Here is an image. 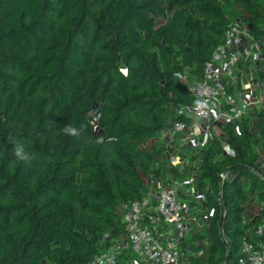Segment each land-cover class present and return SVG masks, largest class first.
<instances>
[{
  "label": "trees",
  "instance_id": "1",
  "mask_svg": "<svg viewBox=\"0 0 264 264\" xmlns=\"http://www.w3.org/2000/svg\"><path fill=\"white\" fill-rule=\"evenodd\" d=\"M233 21L264 50V0H0V264H88L123 233L126 203L173 180L198 219L185 264L264 249L263 109L212 123L205 145L162 136L190 124L177 110Z\"/></svg>",
  "mask_w": 264,
  "mask_h": 264
},
{
  "label": "built area",
  "instance_id": "2",
  "mask_svg": "<svg viewBox=\"0 0 264 264\" xmlns=\"http://www.w3.org/2000/svg\"><path fill=\"white\" fill-rule=\"evenodd\" d=\"M263 68L264 50L259 43L239 22L229 23L223 42L216 46L204 64L202 77L188 84L195 96L194 103L177 110V113L190 117V124L175 122L165 132L167 141H175L180 134L179 139L196 137L195 145H205L214 134L212 123L239 118L252 105L264 111L262 79L257 77L255 80L252 74L246 78L247 82L244 80L247 72L254 69L262 71ZM225 82L233 85V92L226 89ZM180 162V156L175 155L172 164ZM193 179L191 173L184 183L191 184ZM182 184L177 180L166 185L158 182L156 191L149 190L141 199L126 203L122 208L123 233L88 264H121L128 251L132 257L131 264H184L180 245L187 237L186 233L192 232L186 220L191 217L198 224V219L186 213V204L178 196ZM263 231L264 217L256 233ZM259 246L244 241L247 264H264V249Z\"/></svg>",
  "mask_w": 264,
  "mask_h": 264
},
{
  "label": "clouds",
  "instance_id": "3",
  "mask_svg": "<svg viewBox=\"0 0 264 264\" xmlns=\"http://www.w3.org/2000/svg\"><path fill=\"white\" fill-rule=\"evenodd\" d=\"M126 71L127 70H123ZM203 106V105H201ZM65 132L71 135H76L77 134V130L71 127H68L65 129ZM13 153L15 155V157L19 160H28L29 156L27 155V153L25 152L24 146L21 144H16L15 147L13 148Z\"/></svg>",
  "mask_w": 264,
  "mask_h": 264
},
{
  "label": "rangeland",
  "instance_id": "4",
  "mask_svg": "<svg viewBox=\"0 0 264 264\" xmlns=\"http://www.w3.org/2000/svg\"><path fill=\"white\" fill-rule=\"evenodd\" d=\"M263 70H264V68H263ZM253 74V76H254V79L256 80L257 79V77L258 78H260V79H262V82L264 83V76H263V73L261 72V71H259V70H256V69H254L253 71H251V72H247L246 74H244V80H245V82H247V77L248 76H251ZM227 80H229V78H226ZM240 88V87H239ZM217 129H218V132H220V126H218L217 125ZM222 132V131H221ZM159 139H161V137H159ZM177 139V137L175 138V140ZM180 143V142H179ZM159 144H161V142H159ZM179 146H181V143L179 144ZM190 220H191V217H189L187 220H186V224L188 225V227H190L191 228V223H190ZM187 235L186 236H189L190 235V232H187L186 233Z\"/></svg>",
  "mask_w": 264,
  "mask_h": 264
},
{
  "label": "crops",
  "instance_id": "5",
  "mask_svg": "<svg viewBox=\"0 0 264 264\" xmlns=\"http://www.w3.org/2000/svg\"><path fill=\"white\" fill-rule=\"evenodd\" d=\"M240 67H242V68H244L245 69V67H244V65H240ZM218 130V129H217ZM162 136H163V138L165 139V138H167V136H165V132L164 133H162ZM180 134H178V137H177V139L175 140V141H173L172 143H168V141H166L165 142V140H163L164 141V148H166V149H169L171 146H173V145H175L176 144V142L178 143V144H180L181 143V145L183 144V143H185V142H190V141H192L193 139H188V140H184V138H182L181 140L179 139L180 138ZM186 135H184V137H185ZM180 142V143H179ZM179 148V147H178ZM173 151L175 150V148H173L172 149ZM171 150V151H172ZM183 160L186 162L187 160H185L184 158H183Z\"/></svg>",
  "mask_w": 264,
  "mask_h": 264
},
{
  "label": "bare ground",
  "instance_id": "6",
  "mask_svg": "<svg viewBox=\"0 0 264 264\" xmlns=\"http://www.w3.org/2000/svg\"><path fill=\"white\" fill-rule=\"evenodd\" d=\"M181 140V139H180ZM185 264V263H184Z\"/></svg>",
  "mask_w": 264,
  "mask_h": 264
}]
</instances>
